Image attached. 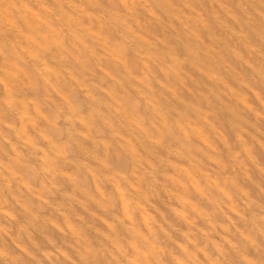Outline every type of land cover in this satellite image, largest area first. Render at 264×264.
I'll return each mask as SVG.
<instances>
[{
	"label": "bare ground",
	"instance_id": "6f19581e",
	"mask_svg": "<svg viewBox=\"0 0 264 264\" xmlns=\"http://www.w3.org/2000/svg\"><path fill=\"white\" fill-rule=\"evenodd\" d=\"M261 93L264 0H0V263L264 264Z\"/></svg>",
	"mask_w": 264,
	"mask_h": 264
},
{
	"label": "rangeland",
	"instance_id": "374dc122",
	"mask_svg": "<svg viewBox=\"0 0 264 264\" xmlns=\"http://www.w3.org/2000/svg\"><path fill=\"white\" fill-rule=\"evenodd\" d=\"M260 96H262V99H263V101H264V94H260ZM250 102V104H251V106L254 108H256L257 110H258V112H260L261 114H262V116L264 117V110H262L261 108H259L252 100H250L249 101ZM250 121L249 122H252V123H254V121L251 119V118H248ZM259 128H261V126L258 124L257 125ZM245 130H246V133H243V138H245V140L247 141V142H250V140H249V135H254L259 141H263V139H262V136H261V134H258L257 132H255L254 130H252L250 127H246V128H244ZM222 131V128L220 129V132ZM248 132V133H247ZM261 132H263L264 133V128H261ZM222 134L224 135V137L226 136V140L229 142V146L231 145L232 146V143H233V139H232V137L230 136V133H226V132H224V131H222ZM234 145V144H233ZM233 150H236V148H234L233 147ZM252 153H253V156H254V159L256 160V162L264 169V158L258 153V151L256 150V149H253V151H252ZM254 179H255V177H254ZM256 179H257V177H256ZM255 179V180H256ZM244 184H242V186H243ZM260 185H261V187L264 189V180H262L261 182H260ZM243 187H245V185L243 186ZM249 192H250V195L252 196V197H254L255 199H257L258 200V198L256 197V193H255V190H253L252 188H249ZM234 199L236 200V203H237V209H239V210H241V212H243V209H244V207H245V203H244V201L242 200V199H238V198H236V197H234ZM260 200V199H259ZM15 209V208H14ZM15 214H16V212H15ZM234 216V215H233ZM235 217V216H234ZM236 218V217H235ZM169 219H171V217L169 218ZM234 219V218H233ZM235 220V219H234ZM236 221V220H235ZM175 223V222H174ZM173 223V224H174ZM197 225H198V227H200L201 226V224L198 222L197 223ZM238 225H240L241 226V224L240 223H238ZM37 242V241H36ZM38 245L39 246H41L42 248H46L43 244H41V242H40V240H39V238H38ZM12 249V248H11ZM15 250V249H14ZM1 264V263H0Z\"/></svg>",
	"mask_w": 264,
	"mask_h": 264
}]
</instances>
